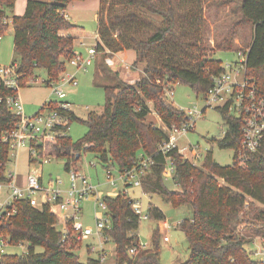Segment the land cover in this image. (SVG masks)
<instances>
[{
  "label": "trees",
  "instance_id": "16d2710c",
  "mask_svg": "<svg viewBox=\"0 0 264 264\" xmlns=\"http://www.w3.org/2000/svg\"><path fill=\"white\" fill-rule=\"evenodd\" d=\"M72 1L75 0H27L24 13L15 15L12 13L15 0H0V38L10 23L11 64L16 66L17 75V89L0 82V134L12 130L19 121L7 107L8 96L33 85L32 80L40 79V85L51 87L66 72L75 53L73 38L61 33L76 27L63 14ZM206 2L99 0L96 55L107 57L109 53L133 50L136 55L133 66L141 64L142 74L130 83L121 80L104 63H98L102 74L110 73L115 83L102 84L106 95L103 111L90 112L84 119L56 102L44 103L40 110H57L67 117L68 127L74 121L86 126L80 140L72 141L67 132L53 142H46L44 150L55 158L65 159L66 171L75 167L82 151L92 152L106 168L114 164L119 171L130 168L139 153L149 155L153 164L141 178L143 192L159 196L172 207L192 208V217L178 224L189 250L188 259L181 264H252L243 248L242 235L246 231L264 234V145L253 153L244 151L242 118L226 108L216 107L226 129L223 137L212 138L210 143L220 149L232 148V164H217L208 150L202 164L197 166L184 161L173 149L168 156L174 165L172 180L179 189L171 190L164 184L166 157L158 151V144L167 138L166 132L147 121L148 102H152L166 127L180 125L186 115L167 101L165 89L180 82L197 95H205L213 77L223 70L221 61L213 58L214 49L203 41ZM223 2H235L238 11L224 47L228 50L233 46L232 39L239 28H252L245 75L258 89L264 90V0ZM100 78L97 74L95 81L99 82ZM85 143L91 146L85 148ZM8 150L7 144H0V180H8L5 176ZM239 150L247 154L244 164L239 163ZM102 201L112 217L106 235L114 244L115 264H159L158 231L153 234L151 247H138L133 255L128 254V249L139 243L140 216L133 210L134 200L120 194L103 196ZM12 208L15 212L0 220V233L11 244L26 242L27 250L23 254H5L0 264H102L98 257H88L85 262L79 260L76 250L80 243L72 236L63 240L48 206L35 208L27 200H15ZM147 216L157 221L165 219L164 213L152 203Z\"/></svg>",
  "mask_w": 264,
  "mask_h": 264
},
{
  "label": "built area",
  "instance_id": "2783aa9c",
  "mask_svg": "<svg viewBox=\"0 0 264 264\" xmlns=\"http://www.w3.org/2000/svg\"><path fill=\"white\" fill-rule=\"evenodd\" d=\"M246 55L247 50L237 51V58L234 61L222 65L223 70L213 77L212 84L208 87L204 99L207 106L215 104L216 107L226 108L228 112L242 118V149L247 153H253L264 145V90L258 89L255 83L246 77ZM95 56V47H90L86 56L75 53L69 60V64L76 69L85 70L92 63ZM16 78V66L14 64L0 65V82L5 87L17 89ZM66 83L73 86L77 85L73 75L65 73L58 83L52 84L51 88L59 100L58 105L69 110L70 103L62 101L66 98V92L63 89V85ZM165 96H172L171 87L165 89ZM6 104L9 110L19 117V121L12 130L0 134V144L5 143L9 147V161L14 162L16 160L20 149L26 150L28 158L32 160L31 164H45L55 158L53 155L45 153V143L53 142L57 137L68 132L67 117L62 116L57 110H39L32 116H26L23 113V105L18 94L8 96ZM202 110L200 112L196 108L184 109L182 111L186 115L185 121L180 125L165 127L167 138L158 144V151L166 157L163 176L172 179L174 165L168 154L173 149L180 153L184 161L193 164L201 158L196 147L189 145L185 150H182L178 148L177 141L181 135L193 129L191 121L194 117H198ZM88 146H91V144H84L85 148ZM246 152L244 153L241 150L237 152L240 164L245 163ZM152 164L153 160L149 155L139 153L136 162L130 168L119 171L117 178H114L110 172L112 166H108L106 168V178L111 191L106 194L98 191L96 186L91 184L88 178L80 173L78 169H75L74 166H71L68 170L69 188L64 192L54 188L53 181L49 183L48 187H45L40 173L29 171L23 183H20L17 180L15 171H6L5 176L8 180H0V220L15 212L12 208V203L15 200H27L35 208L48 206L50 212L56 218V227L62 234L63 240L72 236L81 245L84 240L96 239L99 247V250H97L98 258L103 262L107 256L103 246L110 242L106 231L111 228L112 217L108 213L102 197H116L120 194L128 196V188H141V178ZM118 182H120L121 188L117 186ZM55 183L60 184L61 181L56 180ZM89 195L94 197L96 207L100 209L95 214L94 228L84 225L80 220L82 213L80 201ZM133 200V210L141 217L138 200ZM143 217L147 218V215ZM180 222L178 221L174 226H178ZM164 226L167 229L171 227L167 222ZM166 233L163 236V241L168 242L169 238ZM242 236L243 248L252 264H264V234L247 231ZM16 245L22 247L24 244L22 242L11 244L9 238L0 233V261L2 256L8 254V247ZM87 247L89 251L95 250V247L91 244ZM138 247L146 248L147 245L141 244L139 241L138 245L128 249V254L133 255ZM230 261H233V259L230 258Z\"/></svg>",
  "mask_w": 264,
  "mask_h": 264
},
{
  "label": "rangeland",
  "instance_id": "374dc122",
  "mask_svg": "<svg viewBox=\"0 0 264 264\" xmlns=\"http://www.w3.org/2000/svg\"><path fill=\"white\" fill-rule=\"evenodd\" d=\"M224 0H207L204 9V17L206 19L204 28V43L210 48L214 49L213 58L221 61L222 65L232 62L237 58V50H244L248 46L249 35L247 31H236L233 41V46L228 50L225 46V37H230V30L232 19L237 17L238 11L236 10V3H224ZM12 13H14L12 11ZM95 30V29H93ZM220 45V46H219ZM88 50V49H87ZM87 50H82L83 56L87 55ZM13 55V32L11 25L9 26L3 36L0 38V65H11ZM97 56V63H104L105 67L110 71L109 66H106V58L102 55ZM108 56V55H107ZM105 59L104 61H102ZM96 63L94 59L85 70L76 69L69 63L66 66V72L68 74H75L77 85L73 86L69 83L63 85V89L66 92V98L63 102L70 103V109L81 119H84L90 112L101 113L106 100L104 88L100 82L95 81L94 71ZM138 68H142L141 64H138ZM112 72V71H111ZM64 73V74H65ZM63 74V75H64ZM62 75V76H63ZM41 80H32L31 87H24L18 90L19 96L25 95L24 100L20 98L23 105V113L26 116H32L40 110L42 105L37 106L31 102L43 98L46 102L52 101L58 103L59 100L52 92L51 87H45L40 85ZM112 84V81L108 82ZM172 96L167 97L168 102H171L175 107L184 109H197L201 112L203 108L205 111L198 117H194L191 121L193 123V129L186 134L181 135L178 138L177 146L179 149L185 150L189 145L196 147V150L201 155V158L195 162V165L200 166L202 164L204 155L208 150L212 151L213 160L221 165L228 166L232 164L234 151L232 148L220 149L216 144H211L210 139H220L224 135L226 126L222 119V116L215 104L207 106L204 99V95L199 93L198 95L186 84L176 83L172 85ZM36 95L31 100L30 95ZM150 107V113L147 116V121L153 123L156 127L165 129V125L160 121L156 112L154 111L152 102H148ZM165 131V130H164ZM86 133V126L79 121H74L69 124L68 135L72 141L76 142L80 140ZM24 152V151H23ZM22 152V153H23ZM191 155V154H190ZM66 160L62 158H53L48 163L40 164L33 163L31 165L25 164L24 155L22 154L15 162L9 161L6 164V171L22 172L25 174L27 171H33L40 173L42 176V183L45 187H48L51 181L54 182L53 187L66 191L69 188V172L64 169ZM110 170L112 176L117 178L119 175L118 167L114 164L111 165ZM78 169L80 173L84 174L91 184L96 186L98 191L103 194L110 192V186L107 184L106 178V166L102 165L92 152L82 151L81 158L74 167ZM164 177V184L168 189L176 190L179 187L169 177ZM60 180V184H56L55 181ZM121 188L120 182L117 185ZM6 190V189H4ZM128 196L132 199H137L141 208V217L137 234L141 244L151 247L153 234L158 231L157 244L159 248L158 262L159 264H181L184 263L189 256L188 243L185 235L179 226H174L178 221L183 219H190L192 217V208L189 205H181L178 207H172L169 203L164 202L159 196L155 194H146L142 191V188L134 187L128 188ZM152 203L158 207L165 215V219L161 221L150 219L147 215V209L149 204ZM81 207V221L84 225L94 228L95 226V214L100 209L96 207L95 199L92 195L80 201ZM167 222L171 227L167 229L163 223ZM158 224L160 226H158ZM167 232L169 238L168 242L163 241V236ZM247 232V231H246ZM21 246L8 247V253L21 254L26 251L27 244L23 243ZM93 245L94 251H88L87 245ZM107 252V256L102 264H115L114 244L109 242L103 246ZM98 241L94 238L84 240L76 250V254L81 262H85L88 257H98Z\"/></svg>",
  "mask_w": 264,
  "mask_h": 264
},
{
  "label": "crops",
  "instance_id": "0c3cea01",
  "mask_svg": "<svg viewBox=\"0 0 264 264\" xmlns=\"http://www.w3.org/2000/svg\"><path fill=\"white\" fill-rule=\"evenodd\" d=\"M26 1L27 0H15L13 14L22 15L25 11ZM98 9H99V0H82V1L75 0V1L70 2L64 9L63 14L65 18L69 22H71L73 25H75L76 27L71 30L63 31L61 35L71 36L73 38V52L74 53L82 54V50H85V49L87 50L90 47H94L95 44L98 42V34H97ZM238 30L239 32L244 31V30L248 32V35H249L248 45H249V43L251 42V38H252V28L250 26H247L245 28H239ZM12 32H13V29H12ZM247 47H245L244 50H237V51H245L248 49ZM135 58H136V55L133 50H125V51H120L117 53H109L106 58V64L109 66V68L111 69L113 73L115 72L118 74V77L121 80H124L126 82H132L138 79L142 74L141 68L133 66ZM12 59H13V55H12ZM96 59H97V56L94 57V62L96 63V67L94 71V79L95 77H97V74H99L102 77L99 80L101 85L103 83H108L110 81H112V84L115 83L110 73H108L107 76H104L102 74L101 70L98 68L99 62L97 63ZM11 63H12V60H11ZM71 75H73L74 79L76 78L74 73H72ZM34 96L36 95L34 94L30 95V99L32 100ZM18 97H21V99L24 100L25 95L21 94V96H19L18 94ZM46 102L43 100V98H40L39 100H34L31 103L39 106ZM22 154L24 155L25 164L30 165L29 158H28V155L25 149H20L18 151L16 160L19 159ZM29 171H27L25 174H22V172L16 171L18 182L23 183L25 176L27 175ZM165 223L166 222H164L163 225ZM158 226L160 225L158 224Z\"/></svg>",
  "mask_w": 264,
  "mask_h": 264
},
{
  "label": "water",
  "instance_id": "95a60500",
  "mask_svg": "<svg viewBox=\"0 0 264 264\" xmlns=\"http://www.w3.org/2000/svg\"><path fill=\"white\" fill-rule=\"evenodd\" d=\"M78 156V155H77Z\"/></svg>",
  "mask_w": 264,
  "mask_h": 264
}]
</instances>
